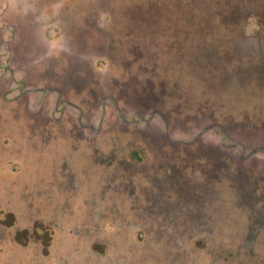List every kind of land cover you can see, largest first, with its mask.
<instances>
[{"label": "rangeland", "instance_id": "obj_1", "mask_svg": "<svg viewBox=\"0 0 264 264\" xmlns=\"http://www.w3.org/2000/svg\"><path fill=\"white\" fill-rule=\"evenodd\" d=\"M262 31L264 0H0V264H264Z\"/></svg>", "mask_w": 264, "mask_h": 264}, {"label": "flooded vegetation", "instance_id": "obj_2", "mask_svg": "<svg viewBox=\"0 0 264 264\" xmlns=\"http://www.w3.org/2000/svg\"><path fill=\"white\" fill-rule=\"evenodd\" d=\"M258 48L260 51L264 52V31L258 35Z\"/></svg>", "mask_w": 264, "mask_h": 264}, {"label": "water", "instance_id": "obj_3", "mask_svg": "<svg viewBox=\"0 0 264 264\" xmlns=\"http://www.w3.org/2000/svg\"><path fill=\"white\" fill-rule=\"evenodd\" d=\"M155 131V129H154ZM258 140V138H257ZM218 150L220 151V147L216 146L214 149H213V152L211 154H216L218 152ZM239 161H241V159H239Z\"/></svg>", "mask_w": 264, "mask_h": 264}]
</instances>
